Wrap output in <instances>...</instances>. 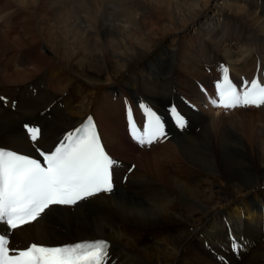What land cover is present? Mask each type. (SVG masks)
<instances>
[{"label": "bare ground", "instance_id": "obj_1", "mask_svg": "<svg viewBox=\"0 0 264 264\" xmlns=\"http://www.w3.org/2000/svg\"><path fill=\"white\" fill-rule=\"evenodd\" d=\"M220 66L237 86L264 79V0H0V148L50 153L91 116L118 162L112 193L54 206L9 247L102 238L109 264H264V107L212 106ZM140 104L164 142L131 137Z\"/></svg>", "mask_w": 264, "mask_h": 264}, {"label": "snow or ice", "instance_id": "obj_2", "mask_svg": "<svg viewBox=\"0 0 264 264\" xmlns=\"http://www.w3.org/2000/svg\"><path fill=\"white\" fill-rule=\"evenodd\" d=\"M222 78L214 85L212 106L225 111L264 107V79L243 80L237 86L229 77V68L220 66ZM146 123L137 127L132 109L126 116L131 137L141 146L165 139L162 118L150 106L140 104ZM171 115L178 127L186 120L175 107ZM31 141L41 135L38 126H25ZM40 159L0 149V264H109L110 243L104 239L72 245L31 244L26 249L10 248L11 231L42 220L54 206L75 207L101 193L113 192V168L118 163L106 152L89 116L81 126L66 133L50 153L39 152Z\"/></svg>", "mask_w": 264, "mask_h": 264}, {"label": "rangeland", "instance_id": "obj_3", "mask_svg": "<svg viewBox=\"0 0 264 264\" xmlns=\"http://www.w3.org/2000/svg\"><path fill=\"white\" fill-rule=\"evenodd\" d=\"M18 7V6H17ZM17 7H15V6H9V7H6V9H7V11H8V16H12V20H15V18H16V16L18 17V15L22 12V10L23 9H21L20 7L19 8H17ZM16 9V10H15ZM16 11V12H15ZM18 11L20 12V13H18ZM21 15V14H20ZM12 22H14V21H12ZM40 53H42V50H40ZM47 77H49V75L47 76ZM207 90H212V89H207ZM204 93L206 94L207 93V91L204 89ZM212 93H213V91H212ZM123 98V96L121 95V99ZM112 100V99H111ZM0 101L4 104V106H6L7 104V98L5 97V98H1L0 99ZM14 108H15V106H13V105H11V109H12V111H14ZM127 110V109H126ZM178 111H180V110H178ZM84 118V117H83ZM25 125H27V126H31L32 124H29V123H26ZM78 127V126H77ZM23 129V128H22ZM122 130V133L124 134V135H126L127 137H126V140L128 141V138H129V135H128V133H127V129H126V127H124L123 129H121ZM166 139H164L163 140V142L165 141ZM117 147V146H116ZM111 153H113V154H115L116 152L115 151H111ZM116 157V156H115ZM136 163L135 162H129L128 164H127V167H129V166H134V168L136 167ZM125 184H126V182H125ZM123 186H125L124 184H123ZM99 239H102V238H99ZM95 240V239H94ZM82 242V241H81ZM109 242V241H108ZM73 244V243H71V242H67V243H60V244H52V245H44V246H61V245H65V244ZM77 243V242H76ZM117 243H119V242H117ZM120 244V243H119ZM121 245V244H120ZM121 248H124V247H120V249H117V250H120V251H122V252H124V250H121ZM125 249V248H124ZM221 260V259H220ZM223 262H224V264H227V261L226 260H223Z\"/></svg>", "mask_w": 264, "mask_h": 264}]
</instances>
